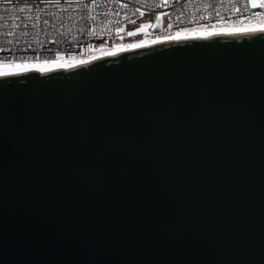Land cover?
I'll use <instances>...</instances> for the list:
<instances>
[{"label": "water", "instance_id": "water-1", "mask_svg": "<svg viewBox=\"0 0 264 264\" xmlns=\"http://www.w3.org/2000/svg\"><path fill=\"white\" fill-rule=\"evenodd\" d=\"M0 264H264V33L0 73Z\"/></svg>", "mask_w": 264, "mask_h": 264}, {"label": "built area", "instance_id": "built-area-1", "mask_svg": "<svg viewBox=\"0 0 264 264\" xmlns=\"http://www.w3.org/2000/svg\"><path fill=\"white\" fill-rule=\"evenodd\" d=\"M262 5L264 0H0V66L80 64L119 44L262 23ZM146 13L154 15L153 23L127 31Z\"/></svg>", "mask_w": 264, "mask_h": 264}, {"label": "bare ground", "instance_id": "bare-ground-1", "mask_svg": "<svg viewBox=\"0 0 264 264\" xmlns=\"http://www.w3.org/2000/svg\"><path fill=\"white\" fill-rule=\"evenodd\" d=\"M264 33V22L262 23H254V24H246L240 26H228L222 28H215L210 30H192L182 33H176L170 37H162L156 39H145L142 42H132V43H124L116 45L109 50L102 52L90 60H87L82 63L107 58L135 50H141L146 48H152L161 46L169 43H176L182 41H195L223 36H236V35H248V34H259ZM80 63V64H82ZM79 64L73 63H37L30 65H20V66H10V67H2L0 66V73H9V72H21V71H33V70H44V69H54V68H70Z\"/></svg>", "mask_w": 264, "mask_h": 264}, {"label": "rangeland", "instance_id": "rangeland-1", "mask_svg": "<svg viewBox=\"0 0 264 264\" xmlns=\"http://www.w3.org/2000/svg\"><path fill=\"white\" fill-rule=\"evenodd\" d=\"M153 21H154V15L147 14V13L143 14L140 19H138L134 23H132V24L127 26V31H133V30L137 29L138 27H140L141 24H143V23H153ZM164 23H166V18H164ZM138 38L139 37H136V38H133V39H128V40H126V42L135 41V40H138Z\"/></svg>", "mask_w": 264, "mask_h": 264}, {"label": "snow or ice", "instance_id": "snow-or-ice-1", "mask_svg": "<svg viewBox=\"0 0 264 264\" xmlns=\"http://www.w3.org/2000/svg\"><path fill=\"white\" fill-rule=\"evenodd\" d=\"M254 7L256 6V5H253ZM262 6H264V5H262ZM20 11H23V8H21V9H19Z\"/></svg>", "mask_w": 264, "mask_h": 264}]
</instances>
